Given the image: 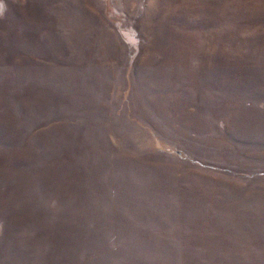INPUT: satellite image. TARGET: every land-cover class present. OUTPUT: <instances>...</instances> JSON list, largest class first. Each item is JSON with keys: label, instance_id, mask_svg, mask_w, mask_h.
<instances>
[{"label": "rangeland", "instance_id": "rangeland-1", "mask_svg": "<svg viewBox=\"0 0 264 264\" xmlns=\"http://www.w3.org/2000/svg\"><path fill=\"white\" fill-rule=\"evenodd\" d=\"M0 264H264V0H0Z\"/></svg>", "mask_w": 264, "mask_h": 264}]
</instances>
